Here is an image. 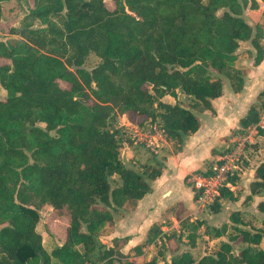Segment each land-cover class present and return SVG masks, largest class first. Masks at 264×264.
I'll return each mask as SVG.
<instances>
[{"label": "trees", "instance_id": "16d2710c", "mask_svg": "<svg viewBox=\"0 0 264 264\" xmlns=\"http://www.w3.org/2000/svg\"><path fill=\"white\" fill-rule=\"evenodd\" d=\"M113 1L21 0L27 12L13 30L20 37L0 39V264H136L115 247L91 255L118 209L134 206L161 173L124 163L116 116L159 119L167 138L183 142L199 127L198 104L212 109L222 95L219 75L242 89L240 42L251 40L256 64L263 58V28L245 12L264 0ZM91 54L100 58L95 66ZM178 91L196 102L162 100ZM257 119L252 105L241 125ZM257 176L252 193L264 190V161ZM230 195L225 189L216 203ZM46 205L68 223L51 252L37 230ZM231 221L235 244L200 259L185 252L171 264H264V227L247 226L239 212ZM197 238L191 234L192 244Z\"/></svg>", "mask_w": 264, "mask_h": 264}, {"label": "crops", "instance_id": "0c3cea01", "mask_svg": "<svg viewBox=\"0 0 264 264\" xmlns=\"http://www.w3.org/2000/svg\"><path fill=\"white\" fill-rule=\"evenodd\" d=\"M263 8L264 6L261 5L260 9L256 10L258 17L251 21L246 17L249 11L254 10H246L245 19L252 26L256 23L262 26L264 46ZM2 19L0 26L4 24ZM242 45L246 48L245 53L239 52ZM255 51L251 40L241 41L237 49L235 66L243 67L237 65L240 61L245 70L244 84L240 91H234L230 84L232 90L226 92V77L219 75L223 82V92L221 96L212 99V109L198 106L194 109L200 122L198 129L189 134L183 142L166 137L167 142L163 144L159 154L153 155L151 162L142 160L144 164L140 171L146 166L156 167L155 163L159 160L162 166L157 168H161V173L149 180L150 191L138 199L134 206L122 207L114 214L113 223L108 225L102 234L107 242L106 248L115 247L123 255H131L130 260L136 264L151 261H155V264H171L173 259L185 252H190L195 259H200L204 255L215 254L223 242L236 243L229 241L230 237L236 233L235 223L231 221L232 212H239L244 221L247 212L253 211L254 208L255 213L262 215L264 219V212L258 209V203L264 200V190L252 193V184L258 180L257 168L264 161V135L257 142L259 149L250 152L248 162L239 172L236 189L230 190L229 197L219 199L215 207L198 208L194 189L188 181L190 174L202 171L224 151L230 136L243 128L241 119L255 104L259 92L264 90V55L262 60L256 64ZM239 53L240 56H238ZM5 61L3 58L0 59V63ZM184 96L192 97L178 91L177 97L165 95L162 100L174 104L177 100L181 101ZM174 142L177 143L176 148L170 145ZM126 148L127 150H122L121 155L123 154L130 164L135 165L136 160L142 159L143 154L139 156L132 146ZM49 217L46 223L53 234H49L48 246L45 245L47 240L43 236V245L47 251L51 252L55 246L61 244L68 223L66 218L59 217L52 211ZM55 220L60 221V226L64 228L63 237H60L61 235L54 230ZM193 223L195 228L188 229ZM205 226L214 227V233L209 234ZM197 228L198 238L192 244L191 234L195 233L193 229ZM159 238L163 239L164 251L170 250L171 238L176 239L173 246L176 245L177 249L172 257L165 258L164 254L161 257L158 256L160 251H158V246H162L158 243ZM114 240L118 242L115 243ZM166 240L170 241L166 242ZM239 246V244L234 245L236 251H239ZM137 247L140 249L136 250Z\"/></svg>", "mask_w": 264, "mask_h": 264}, {"label": "rangeland", "instance_id": "374dc122", "mask_svg": "<svg viewBox=\"0 0 264 264\" xmlns=\"http://www.w3.org/2000/svg\"><path fill=\"white\" fill-rule=\"evenodd\" d=\"M106 1V4L108 7L110 8H114V1L113 0H105ZM26 9L25 7L23 6L21 0H10V1H7L5 3H3V25L0 26V39H8V38H11V37H14V38H17V37H20L18 33H13V30L14 28L15 29H18L22 23H23V18H24V14L26 13ZM249 15L246 17L247 20H253L255 18L258 17L257 15V12L256 10L254 11H249ZM264 19V17H262ZM263 25H264V22H263ZM242 53H245L246 52V48L243 47V45L240 47V51ZM250 54V52H249ZM248 54V55H249ZM256 55V51L254 53V57ZM238 56H240V53L238 54ZM250 56V55H249ZM251 57V56H250ZM100 61V58L94 54H91L89 56V58L87 59V64L89 66H95L99 63ZM238 66H243V64H241V62L239 61L237 63ZM243 67H240V68H243ZM244 69V68H243ZM225 84H226V92H231V86H230V83L228 81L227 78H225ZM61 85L64 86V87H67L68 84H66L65 82H61ZM5 91L2 90V93H4ZM263 97H264V93L261 94V92H259L258 96H257V99L255 101V106L257 109H259L261 107V103H262V100H263ZM174 100V99H173ZM181 102H183L184 105L186 106H192V104H194L196 101L192 98V97H187V96H184L182 99H181ZM198 107H202L201 104H198ZM116 125L121 127L123 129V132H125V138H126V141H124V147L122 148V150H127V146H132L133 147V150H137V154H143L141 156V160L138 159L136 160L137 163L135 165H132L130 164L129 161H127L128 159L126 157L123 156V154L121 155V158L122 160L124 161L125 164H127L128 166H133L135 169L137 170H141V166L142 164V160L145 161V162H151L152 159L154 158L153 154L148 151V149H146L144 146L141 145V143L137 140V139H134L133 138V135H134V129L136 128V126L140 125V126H144V129L146 130H151L153 129V127H157V126H160V121L159 119H157L155 122H150L149 120H144L142 121L141 123L138 121V119L134 118L133 116L132 117H128L124 114H118L116 116ZM169 139V138H168ZM130 144V145H128ZM165 144V142L163 143ZM256 145H252L251 148L248 150V155L250 154V152H254L255 150H258L259 147H257V145L259 143H255ZM170 145L174 148L177 147V143L174 142V143H170ZM165 146V145H164ZM254 146H256L254 148ZM157 155V154H156ZM257 157V156H255ZM248 161H244V163L242 164V167H241V170L245 167L246 163ZM148 164V163H147ZM155 166L156 167H160L162 166V163L161 161H157L155 163ZM132 168V167H131ZM145 168V167H144ZM117 181H119V179H117ZM241 187V185H240ZM242 188V187H241ZM244 189V188H243ZM240 191H242V189H240ZM251 204V203H250ZM197 205V203H196ZM216 203H214L210 208L208 209H211L212 207H215ZM52 209L50 206L46 205L45 207H43L41 210H40V216H41V219H40V222L38 223L37 225V230L38 232L41 233L42 235V242H43V236L45 237V239L47 241H45V245L48 246V239L50 238L49 237V234L51 233V228L48 226V225H45L46 223V219L47 217L50 219L49 215L51 213ZM262 215H259L258 213H255L254 211V208H253V211H248L247 212V215L246 217H244V222L247 226H256V227H264V224L262 223L263 222V219H262ZM60 221L58 220H55L53 223L56 225L55 226V229L56 232H58V234H60L61 236L60 237H63L64 235V228L62 226H60ZM58 225V226H57ZM46 226H48L49 228V231L46 230ZM209 232V234H213L214 233V227H209V226H205ZM192 229V228H195V224L193 223L192 225H190L188 227V229ZM211 228V229H209ZM195 230V234L196 231L198 230L197 229H193ZM53 234V233H51ZM50 234V235H51ZM63 234V235H62ZM104 236V235H103ZM174 238V237H173ZM172 239V244H171V247L169 248L170 250H167V251H164L163 250V245H162V240L163 239H160V241H158V243L162 246H158V251H159V255L158 256H163L164 254V257H172L173 254L176 253V245L173 246V243H176V239ZM98 243L93 251V253L91 254L92 255V258L94 259H97L100 257L101 253L103 252V250L106 248V244L104 242L105 238L101 236L98 237ZM56 240V239H55ZM190 240L192 241V239L190 238ZM167 241H170V240H166Z\"/></svg>", "mask_w": 264, "mask_h": 264}, {"label": "built area", "instance_id": "2783aa9c", "mask_svg": "<svg viewBox=\"0 0 264 264\" xmlns=\"http://www.w3.org/2000/svg\"><path fill=\"white\" fill-rule=\"evenodd\" d=\"M263 130L264 97L261 107L258 109V119L233 133L228 139L224 151L214 162H211L202 171L188 176V181L194 189L198 208H210L225 189H236L242 164L248 160V150L263 137ZM133 138L137 139L153 155L159 154L163 143L167 142L160 126H154L151 131L138 125L134 129Z\"/></svg>", "mask_w": 264, "mask_h": 264}]
</instances>
